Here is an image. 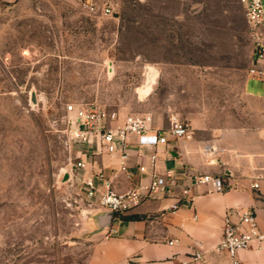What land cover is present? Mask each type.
<instances>
[{"label": "rangeland", "instance_id": "374dc122", "mask_svg": "<svg viewBox=\"0 0 264 264\" xmlns=\"http://www.w3.org/2000/svg\"><path fill=\"white\" fill-rule=\"evenodd\" d=\"M114 1L111 16L76 0L0 7V264H86L96 243L68 105L164 128L175 116L229 125L248 115L254 38L239 0Z\"/></svg>", "mask_w": 264, "mask_h": 264}, {"label": "crops", "instance_id": "0c3cea01", "mask_svg": "<svg viewBox=\"0 0 264 264\" xmlns=\"http://www.w3.org/2000/svg\"><path fill=\"white\" fill-rule=\"evenodd\" d=\"M246 96L248 115L241 122L222 125L207 118L188 121L175 116L190 124L192 136H169L168 142L157 148L158 171L173 169L187 182L197 174L222 175L228 187L215 191L209 184L194 185L189 200L175 212L170 209L172 199L154 198L113 214L109 226L94 234L96 243L86 264H181L193 249L202 250L212 264H230L219 243L227 214L237 221L235 210L240 208L253 210L264 231V82L249 73ZM170 125L171 121L166 128ZM153 126L164 128L157 121ZM145 152L147 155L138 156L136 147L131 150L129 178L119 170L118 153L84 146L80 150V158L86 162L84 180L103 172L117 191L147 183L153 172L148 156L152 149ZM97 182L102 184L99 179ZM255 182L258 188L253 187ZM105 212L98 209L97 216ZM171 239L178 242L170 244ZM237 257L241 264H264V244L240 250Z\"/></svg>", "mask_w": 264, "mask_h": 264}, {"label": "built area", "instance_id": "2783aa9c", "mask_svg": "<svg viewBox=\"0 0 264 264\" xmlns=\"http://www.w3.org/2000/svg\"><path fill=\"white\" fill-rule=\"evenodd\" d=\"M13 0H0V7ZM80 9L91 16H111L115 13L114 0H76ZM245 10L247 24L254 38V56L248 73L250 76L264 82V0H239ZM70 115L71 129L69 142L76 144L81 150L84 146L101 147L109 154L118 153L119 170L130 178L131 150L136 147L138 156H145L146 148H151L148 154L153 172L147 183L132 186L126 191H117L112 179L105 177L103 172L84 180L87 189V199L99 210L113 214L125 213L148 199L170 198L173 200L170 209L175 212L191 197L192 186L209 184L215 191H223L228 187L222 175L197 174L187 182L173 169L164 172L157 170L159 154L157 148L168 142L169 136L189 138L192 136L191 126L178 117L171 120V125L164 128H154L151 116H140L122 113L97 103L70 104L67 107ZM74 167L80 171L86 169L85 160L79 158ZM141 172L144 166H139ZM97 179V180H96ZM98 179L102 182L100 185ZM253 187L258 188L257 183ZM238 220L231 219L230 213L225 218L219 249L226 252L230 264H241L237 257L240 250H249L254 246L264 244V231L259 227L257 215L250 208L235 210ZM196 217V215H195ZM116 230L112 229V232ZM171 239L170 244L177 243ZM181 264H212L200 249L186 253Z\"/></svg>", "mask_w": 264, "mask_h": 264}, {"label": "water", "instance_id": "95a60500", "mask_svg": "<svg viewBox=\"0 0 264 264\" xmlns=\"http://www.w3.org/2000/svg\"><path fill=\"white\" fill-rule=\"evenodd\" d=\"M113 213L112 212H105L103 215H98V224L101 229H104L109 226Z\"/></svg>", "mask_w": 264, "mask_h": 264}, {"label": "bare ground", "instance_id": "6f19581e", "mask_svg": "<svg viewBox=\"0 0 264 264\" xmlns=\"http://www.w3.org/2000/svg\"><path fill=\"white\" fill-rule=\"evenodd\" d=\"M143 91L145 92V90H143ZM143 91H142V93H144Z\"/></svg>", "mask_w": 264, "mask_h": 264}]
</instances>
